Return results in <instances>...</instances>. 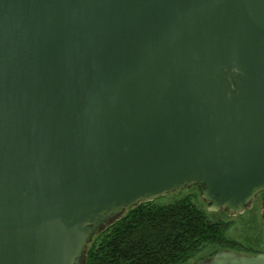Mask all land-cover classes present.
I'll use <instances>...</instances> for the list:
<instances>
[{
    "label": "water",
    "instance_id": "obj_1",
    "mask_svg": "<svg viewBox=\"0 0 264 264\" xmlns=\"http://www.w3.org/2000/svg\"><path fill=\"white\" fill-rule=\"evenodd\" d=\"M191 186L231 214L264 192V0H0V264H85Z\"/></svg>",
    "mask_w": 264,
    "mask_h": 264
},
{
    "label": "trees",
    "instance_id": "obj_2",
    "mask_svg": "<svg viewBox=\"0 0 264 264\" xmlns=\"http://www.w3.org/2000/svg\"><path fill=\"white\" fill-rule=\"evenodd\" d=\"M156 199L128 209L97 232L88 246L85 264H190L204 249L210 250V256L202 261L225 250L262 254L244 250L230 240V224L210 220L191 197L168 204Z\"/></svg>",
    "mask_w": 264,
    "mask_h": 264
},
{
    "label": "rangeland",
    "instance_id": "obj_3",
    "mask_svg": "<svg viewBox=\"0 0 264 264\" xmlns=\"http://www.w3.org/2000/svg\"><path fill=\"white\" fill-rule=\"evenodd\" d=\"M199 189L196 186H191L181 191L170 192L161 197H157L156 202L168 204L189 196L199 208L206 212L210 220H223L230 224L227 232V237L230 240H234L240 244L244 250L257 251L262 253L259 255H264V195H257L248 209L237 214H231L225 210L211 212L209 205L202 198L201 189L200 191ZM209 253V249L202 250L191 260L190 264L202 262L203 259L210 256ZM236 253L247 255L242 252ZM250 256L252 255L250 254Z\"/></svg>",
    "mask_w": 264,
    "mask_h": 264
},
{
    "label": "flooded vegetation",
    "instance_id": "obj_4",
    "mask_svg": "<svg viewBox=\"0 0 264 264\" xmlns=\"http://www.w3.org/2000/svg\"><path fill=\"white\" fill-rule=\"evenodd\" d=\"M261 194L264 195V192H261V193H259L258 195H261ZM263 201H264V200H263Z\"/></svg>",
    "mask_w": 264,
    "mask_h": 264
}]
</instances>
